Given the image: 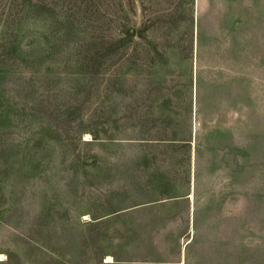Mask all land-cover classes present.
Listing matches in <instances>:
<instances>
[{
	"label": "rangeland",
	"instance_id": "rangeland-1",
	"mask_svg": "<svg viewBox=\"0 0 264 264\" xmlns=\"http://www.w3.org/2000/svg\"><path fill=\"white\" fill-rule=\"evenodd\" d=\"M0 70V264H264V0H0Z\"/></svg>",
	"mask_w": 264,
	"mask_h": 264
},
{
	"label": "trees",
	"instance_id": "trees-1",
	"mask_svg": "<svg viewBox=\"0 0 264 264\" xmlns=\"http://www.w3.org/2000/svg\"><path fill=\"white\" fill-rule=\"evenodd\" d=\"M10 48H12V47H10ZM15 48V47H14ZM11 51V54L9 53V55H8V58H5V59H2V61H6V62H9V60H10V58H11V55H12V53H14L15 51L13 50V49H10ZM0 72H4V70H0Z\"/></svg>",
	"mask_w": 264,
	"mask_h": 264
}]
</instances>
